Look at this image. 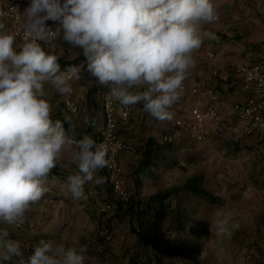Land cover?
<instances>
[{
    "label": "clouds",
    "instance_id": "obj_1",
    "mask_svg": "<svg viewBox=\"0 0 264 264\" xmlns=\"http://www.w3.org/2000/svg\"><path fill=\"white\" fill-rule=\"evenodd\" d=\"M24 13L27 38L19 50L15 34L0 22V224L17 227L47 192L45 181L65 155L77 168L66 181L74 200L86 198V184L105 183L98 173L110 163L103 143L87 134L75 139L64 122L53 120L45 85L70 94L81 65L61 71L58 56L41 41L59 38L80 49L87 72L114 100L140 104L165 121L207 35L202 27L218 20L213 0H30ZM76 244L40 239L25 259L20 241L0 227V264L13 258L17 264H86L88 245Z\"/></svg>",
    "mask_w": 264,
    "mask_h": 264
},
{
    "label": "crops",
    "instance_id": "obj_2",
    "mask_svg": "<svg viewBox=\"0 0 264 264\" xmlns=\"http://www.w3.org/2000/svg\"><path fill=\"white\" fill-rule=\"evenodd\" d=\"M5 1L0 0V4ZM213 2L218 20L202 27V32L207 35L203 37L201 47L193 54L194 64L184 82L189 88L195 87L201 93L213 91L215 98L210 95L200 96L190 90L183 91V95L171 109L172 118L165 121H159L144 112L140 104L132 106L130 121L119 129L120 137L129 147L119 155L129 199L131 196L136 198L137 189L143 180V168L161 150L155 148L154 144H162L160 137L168 131L174 118L190 114L195 108L213 104L225 126L232 124L233 104L244 102L249 93L242 89L239 74L230 72L228 78L223 80L214 76L213 70H230L238 64L257 63L264 67V0ZM0 22L4 23L6 30L13 33L9 20ZM23 43L18 40L14 46L18 48ZM209 53L213 56H209ZM84 64L85 62L83 71ZM91 79L93 80L88 81L87 85L79 88L76 80L73 81L75 93L81 97L78 100L82 104L79 116L83 121L85 117L88 118L85 126L87 129L95 125L101 128L104 124L101 105V93L104 90H100L95 78ZM88 134L92 135L91 132ZM97 135L91 137L95 140ZM174 144L184 151L215 160V168L234 167L252 174L263 170L261 179L264 178V140H259L256 135L236 139L229 129L218 132L208 127L204 140L197 142L184 137ZM62 167L64 170H57L58 175H54L51 180L56 185V191L51 193L58 198L59 203L51 204L47 209H37L28 217L31 221L30 228L24 224L19 227L10 226V238L20 241L25 259L32 254L39 240L45 239L73 247H78L77 240L87 244L86 264H264V204L259 198L254 200L262 205L252 208H246L242 204H234L232 208L225 210L211 209L209 204L204 203L202 208L186 206L181 229L188 234L202 235L187 236L184 253L183 240L170 244L171 253H167L160 243L154 247L149 246L144 238L138 236L139 229L134 224L120 225L122 212H99L98 207L102 202L112 199L122 201L113 196L106 182L105 172L98 173L106 178L103 185L86 184V198L74 200L66 190V181L69 175L77 172V168L70 165ZM66 169L68 172H65ZM235 198L236 196L233 198L235 201L242 200ZM126 203L128 206L124 210L130 207L129 200ZM130 209L133 210L131 207ZM110 215L117 217L110 218ZM110 220L114 226L113 238L106 241L97 236L95 226H106ZM121 231L127 234L126 237H121ZM155 232L158 230L155 229ZM211 232L217 235L212 244L207 243L205 235ZM206 256H210V262L204 259ZM7 264H17V261L13 258Z\"/></svg>",
    "mask_w": 264,
    "mask_h": 264
},
{
    "label": "rangeland",
    "instance_id": "obj_3",
    "mask_svg": "<svg viewBox=\"0 0 264 264\" xmlns=\"http://www.w3.org/2000/svg\"><path fill=\"white\" fill-rule=\"evenodd\" d=\"M16 41H18V39ZM45 48L47 52L58 56V63L60 64L61 71L66 69L69 65H81L79 79L76 80L78 88L81 86L84 87L87 85L88 81L93 80L91 78L94 77L90 74L86 75L83 71L84 61L79 60V58L83 56L80 49L65 43L59 38L55 39L53 43ZM17 50H19V47ZM45 87V98L53 108V120L60 119L64 122L65 129H71L69 133L70 135H73L75 139H81L84 135H89L88 133L90 132L92 133V135H90L92 137H95L99 133L102 127L99 128L95 125V127L91 126L87 129L85 126L88 122L81 120L79 115H71L66 110L63 103L65 95L59 94L50 84H46ZM99 87H101V91L108 88L107 86L100 84ZM80 94H82V91H80ZM73 97L77 101L81 100V97H79L78 94L76 95L75 89ZM78 103L82 106L80 101H78ZM65 115L71 118L70 121L64 120ZM162 144H154L155 148L161 150L159 154H157V156H155L154 159L147 165V167L143 168V180L141 181L139 189H137L138 194H136V198L131 196L129 199V206L133 208V210H131L130 207L125 208V210L123 209L128 206L126 203L128 201L118 202L114 199L106 201L114 204V208L111 211L104 212L101 210L104 202H102L101 206L98 207V210L101 213L110 214L115 210L122 212L123 214L122 218H120V225L134 224L137 226L139 229L138 236L144 238L149 246L154 247L155 244L160 243V245L164 248V252L171 253L170 244H174L178 240H183V246L185 247L183 248L184 250H182V253H184L186 250L187 236L202 235L197 233L188 234L181 229V220H184L186 206L195 205V207L202 208V203H204L209 204L211 209L225 210L232 208L234 204H242L243 206H246V208L258 207L264 204V199L260 193L261 187L264 184V178L261 179L263 170L259 173L254 172V174H252V172L246 173L243 169H237L234 167L231 169H218L213 167L215 160H210L211 158L207 159L206 156L184 151L182 147L175 146V144H168V146L165 147L162 146ZM65 165L75 167V165L69 163V157L65 155L61 163L52 170L45 181V187L48 189L47 192L39 202L31 206L30 210L25 215V221L23 224L27 225L28 228L31 227V221L28 217L33 215L37 209H47L49 205L59 203L58 198L51 193V191H56V185L53 184L51 180L54 175H58L57 170H64L62 166ZM66 170L65 172H68V169ZM101 171L106 173L105 169ZM194 177H200L201 180L198 179V183H200L202 188L209 191L210 194L216 198L215 202H208L202 197L197 198L196 195L181 189L189 179ZM260 180L262 181L259 182ZM106 182L111 188L108 176ZM154 195L159 197L150 201V197ZM163 196L166 198L161 199ZM234 196H236L235 199L241 198L242 200L235 201L233 199ZM254 198H259V200L261 199L262 204L255 201ZM51 209L52 211H55V209ZM173 213L174 216L172 217ZM161 214L165 215L163 219H159ZM110 216H112L110 218H113L115 215ZM107 225L112 227L113 233L114 226L112 225L111 220ZM0 226L7 228L9 232L11 231L10 225L0 224ZM155 229H157L158 232H155ZM120 235L124 238L127 234L121 231ZM205 235L207 236V243L210 244L214 243L215 238H217V235L214 232L207 233ZM49 237L52 236L49 235ZM208 245L209 244H206V246ZM204 259L207 262H210V256H206Z\"/></svg>",
    "mask_w": 264,
    "mask_h": 264
},
{
    "label": "built area",
    "instance_id": "obj_4",
    "mask_svg": "<svg viewBox=\"0 0 264 264\" xmlns=\"http://www.w3.org/2000/svg\"><path fill=\"white\" fill-rule=\"evenodd\" d=\"M30 0H6L0 4V12L4 15L0 16L1 20H9L13 33L16 38L25 42L27 38L26 24L27 17L25 9L29 6ZM23 19L26 21L23 22ZM53 29L57 23L47 22ZM55 40V39H54ZM54 40L41 41L44 47H48ZM209 56H213L209 53ZM230 72H234L241 76V87L249 93L248 98L244 102H236L232 106L234 120L229 126H225L220 113L213 104L195 108L190 114L174 118L168 131L160 137L161 143L173 144L187 137L194 141L200 142L204 140L208 127H212L215 131L222 132L229 129L236 138L256 135L259 140H264V67L260 64H238L230 70H213L212 74L223 80L228 78ZM72 91L63 98L64 107L73 116L80 114L82 106L73 97V81L70 82ZM190 90L192 93L200 96L210 95L215 98V94L211 90L199 92L197 88H189L184 82V91ZM107 88L101 93V105L104 115V124L99 131L95 141L103 143L108 149L109 166L104 168L108 181L111 185L112 194L122 201L129 200V192L125 188L123 178V168L119 161L120 153L129 149L128 145L119 135V129L125 126L132 114V106L124 107L114 100L109 94ZM261 196L264 199V184L261 187ZM89 197V196H88ZM114 204L106 202L102 205V211H111ZM96 234L110 241L113 238L112 227L110 225L95 226Z\"/></svg>",
    "mask_w": 264,
    "mask_h": 264
},
{
    "label": "trees",
    "instance_id": "obj_5",
    "mask_svg": "<svg viewBox=\"0 0 264 264\" xmlns=\"http://www.w3.org/2000/svg\"><path fill=\"white\" fill-rule=\"evenodd\" d=\"M79 60H82V61H84L85 62V59H84V57L83 56H81L80 58H79ZM84 73L87 75V74H89L88 72H87V70H86V62H85V64H84ZM162 146H168V144L167 143H164V144H162ZM198 179H200V177H194V178H191V179H189L183 186H182V190H184V191H187V192H189V193H191V194H194V195H196V196H198V197H202V198H204V199H206L208 202H215L216 201V198H214V196H212L211 194H210V192L209 191H207L206 189H204V188H202V186L200 185V183H198ZM201 180V179H200ZM166 196V195H165ZM159 196H157V195H154V196H151L150 197V201H153V200H155L156 198H158ZM166 198V197H165ZM164 198V196L161 198V199H165ZM164 214H161V216H160V218L159 219H163L164 218Z\"/></svg>",
    "mask_w": 264,
    "mask_h": 264
}]
</instances>
